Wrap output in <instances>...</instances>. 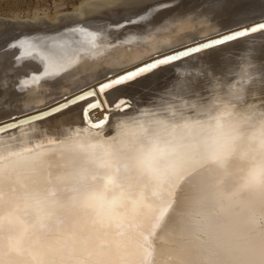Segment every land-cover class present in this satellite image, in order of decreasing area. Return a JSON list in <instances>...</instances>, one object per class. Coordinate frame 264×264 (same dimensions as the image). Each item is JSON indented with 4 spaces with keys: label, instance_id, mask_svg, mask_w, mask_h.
<instances>
[{
    "label": "clouds",
    "instance_id": "9594fccd",
    "mask_svg": "<svg viewBox=\"0 0 264 264\" xmlns=\"http://www.w3.org/2000/svg\"><path fill=\"white\" fill-rule=\"evenodd\" d=\"M246 83L217 78L207 107L170 89L100 128L0 134V261L248 264L264 250V99Z\"/></svg>",
    "mask_w": 264,
    "mask_h": 264
},
{
    "label": "bare ground",
    "instance_id": "6f19581e",
    "mask_svg": "<svg viewBox=\"0 0 264 264\" xmlns=\"http://www.w3.org/2000/svg\"><path fill=\"white\" fill-rule=\"evenodd\" d=\"M152 6L119 19L105 16L86 20L88 23L81 20L83 23L77 25L78 28L70 25L61 29L63 26L56 23L86 11L48 19L51 23L46 25H39L44 19L37 18L33 24L19 22L21 26L0 41V133L9 129L4 134H11L33 126L52 129L60 122L91 126L99 123L105 114L109 115L110 122L117 114L133 109L111 113L109 105L119 98H127L136 106L170 89L187 90L189 98L200 99L202 106L207 107L213 103L211 85L214 80H230L238 75L245 78V74L248 79L244 97L264 99L262 30L162 65L139 77L141 83L136 88L117 86L119 90L113 89L104 97L109 105L89 113L91 124L83 117V108L90 101L49 111L89 87L98 88L99 83L107 82L108 78L114 79L162 58L156 54L157 49L162 54L172 55L206 43L208 39L264 23V0H176L174 7L149 12ZM0 24L4 23L0 21ZM28 25L34 27H25ZM117 25L123 27L117 28ZM130 35L142 39H126ZM249 59L258 67L244 73L242 65ZM21 80L30 81L24 86L26 91L17 90Z\"/></svg>",
    "mask_w": 264,
    "mask_h": 264
},
{
    "label": "rangeland",
    "instance_id": "374dc122",
    "mask_svg": "<svg viewBox=\"0 0 264 264\" xmlns=\"http://www.w3.org/2000/svg\"><path fill=\"white\" fill-rule=\"evenodd\" d=\"M159 2L166 3L167 1L142 0L141 2V0H0V21L1 23H4L0 24V41L5 35L8 34V32L10 34L12 31L20 27V23L31 21V24H33L36 18L40 21L44 19L41 22L39 21V25H46L51 23L48 19H54L60 15L62 16L63 14H69L72 12L80 13L86 11L82 15L76 14V17L75 15H72V18L68 16L56 23L57 26H63V28L60 27L61 29H65L66 26L70 27V25H72L71 27L75 26L74 28H78L77 25H81L83 23L80 22L81 20L88 23V21L86 20H93L105 16H111L114 19H119L122 18V16L138 12L146 6L148 7L150 5L159 4ZM11 19L14 20L12 21ZM72 22L74 23V25ZM25 27L30 28L34 26L28 25ZM6 131L8 132L9 129ZM6 131L3 132L5 133Z\"/></svg>",
    "mask_w": 264,
    "mask_h": 264
},
{
    "label": "snow or ice",
    "instance_id": "6c2138e0",
    "mask_svg": "<svg viewBox=\"0 0 264 264\" xmlns=\"http://www.w3.org/2000/svg\"><path fill=\"white\" fill-rule=\"evenodd\" d=\"M175 2L176 0H167V2L164 4H157L152 6L151 8L148 9V11L159 12L164 10L165 8L174 7ZM141 19H143V17H141ZM120 27L123 26L117 25V28ZM262 30H264V23H260L247 30L235 31L229 35H223L218 39H208L206 43H201L195 47H188L184 51H176L172 55L162 54L157 49L156 54L162 55V58L153 59L151 63H147L142 67H138L134 71H128L125 74L118 75L114 79L108 78L107 82L99 83L98 88L89 87L86 91L82 92L80 95L73 96L70 100H67L64 105H58L56 109H50L49 111H58L60 108H65L68 105H73L81 101H90L83 108V117L86 122L91 124V121L89 119V113L96 109H104L106 105H109V101L104 97L113 89L119 90L117 86H125L126 88L129 89L136 88L141 83L138 80L139 77H141L144 74L152 72L154 69H158L162 65H168L173 61L180 59L181 57H187L192 53H201L205 49H211L215 46H222L226 42L232 41L237 37L246 36L249 33H255ZM126 39L139 40L142 39V37H138L136 35H130L126 37ZM177 71L179 72L180 69H177ZM209 75H211V73H209ZM247 79H248V74H245V80L247 81ZM22 83L24 86H27L30 83V81L24 80L22 81ZM130 107H134V105H132L131 103V100L127 98H119L118 100L114 101L112 104L109 105V110L111 113L114 114L116 112H123L125 108H130ZM109 119H110L109 115L105 114L104 118L101 119L99 123H96L91 126L96 128L103 127L104 125L108 124ZM0 264H3V262L0 261ZM248 264H264V250L252 254L248 260Z\"/></svg>",
    "mask_w": 264,
    "mask_h": 264
},
{
    "label": "water",
    "instance_id": "95a60500",
    "mask_svg": "<svg viewBox=\"0 0 264 264\" xmlns=\"http://www.w3.org/2000/svg\"><path fill=\"white\" fill-rule=\"evenodd\" d=\"M243 29V28H242ZM242 29H239L238 31H240V30H242ZM235 32V31H234ZM230 34V33H229ZM172 54H174V53H172ZM171 55V54H170ZM28 118H30V117H28Z\"/></svg>",
    "mask_w": 264,
    "mask_h": 264
}]
</instances>
